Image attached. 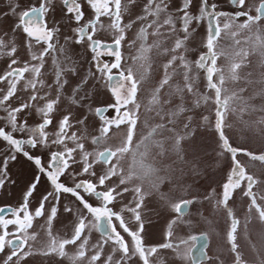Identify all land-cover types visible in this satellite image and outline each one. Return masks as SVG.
I'll use <instances>...</instances> for the list:
<instances>
[{
	"label": "snow or ice",
	"instance_id": "snow-or-ice-1",
	"mask_svg": "<svg viewBox=\"0 0 264 264\" xmlns=\"http://www.w3.org/2000/svg\"><path fill=\"white\" fill-rule=\"evenodd\" d=\"M86 2L93 11V18L80 25L84 18V13L79 0H62L66 14L71 15L76 24L80 25L74 30L75 43H83L85 40L88 42L89 50L94 53L93 61L96 65L97 73L100 74L101 78L106 77L109 82L108 87L115 100V103L109 107L115 109L116 116L107 118L105 116L106 108L98 107L95 110V115L99 118L100 124L98 128L99 134L93 137L92 143L97 146V149L103 145V150H98L95 153L85 151L84 144L80 142L82 137L78 136L76 132H72L71 135L68 134L70 117L66 115L59 122L55 138L51 141L53 145H63V151L51 153L47 169L42 165L40 158H34L24 151V144L31 147H36L38 144L45 147L48 146V133L45 129L51 125L50 115L59 103V96L48 100L46 95L41 96L38 91V88L44 87L41 75L46 62L45 58L54 52H59L64 56L65 66L63 67L59 57H53L52 59L55 66L54 76L57 91L62 89L67 83V80L63 79L65 72L75 73V69L67 65L68 57L65 49L62 46L57 48L53 43L54 34L59 30L51 29L47 26L45 17L50 11L51 0H39L38 5L20 11L18 22L14 25V31L23 32L28 39L27 47L29 49L32 48V41H35L36 44L43 43L45 47L38 53L32 52L30 61L25 62L22 66H16L18 60L15 58L11 59L8 64L9 70L0 75V83L6 82L7 85L6 89L2 90V94H0V109H4L7 113L6 123L8 126L7 129L0 127V140L6 142L12 151L22 152L28 159L34 160L39 171L47 176L53 186V191L42 198L39 206L34 211L29 207V197L32 196L36 183L30 185L23 202L18 207H0V253L10 249V253L7 254L3 264H13L14 260L15 264H19L20 261L34 254L32 245L29 242L37 239V233L30 230L33 228L34 221L44 216V204L49 197L55 196L58 201L61 193H68L74 196L88 215L81 212L71 237L61 238L54 235L51 230L53 220L57 215V207L53 206L46 220L48 244L46 248L40 250L42 255L56 253L62 257L67 256L66 247L75 245L76 251L69 257L72 264H77V261H84L86 258L88 264H97L101 260L104 245L111 241L113 255L107 256L103 264H129L133 257H138L141 264H153L151 257L160 249L179 248L180 245L167 242L168 238L172 237L171 229L172 225L176 224V219H173L168 226L169 231L167 232L165 243L146 246L141 235L143 224H140L139 230L133 231L125 223L124 217L109 207L118 196L128 192L129 188L124 187L122 191L118 192L117 187L113 186L107 187L104 191H97L98 187L105 188L106 182L113 177H119V185L129 184L133 180L140 181L131 189L135 196L139 198L135 203V207L126 206L123 209L131 212L136 221H140L141 216L138 210L143 206V197L145 195L143 184L148 183L153 190L159 191L158 184L167 179L168 175L173 171L171 167L165 168L162 164L158 167L154 162L156 156L167 155L169 149H166L165 145L169 140L171 141L170 150L179 156L181 163H186L185 158L180 153L182 141L187 138L188 133L187 131L182 133L177 128L186 108L183 104L165 108V105L171 104L172 101L162 99L160 95L161 90L165 86L171 89V81L174 76L178 75L182 77L183 85L176 86L175 94L180 95L182 98L185 93L191 94L196 98L195 107H200L201 101L206 105L211 103L214 111V125L208 115H204L202 120L218 136L220 154H230V174L222 185V193L217 200V206L226 210L227 217L230 220L229 228L226 232V241L230 252L234 254L233 264H257L255 260H246L240 250L241 245L238 244L237 238L241 224L235 213L229 208V200L237 189H241L242 195L249 200L244 217L245 224L253 218V214H255V218L261 224H264V190H259V196L257 192L253 191L254 186L264 184V182L258 181L253 175L249 174L245 165L237 159L239 155H243L248 157L251 162H259L264 165V152L257 154L244 148L234 147L230 143V138L226 135L225 128L230 127L226 123V117L229 113L241 116L244 113L251 114L256 111L264 113V106L257 108L252 103L257 96L264 99V73H261L260 77L255 80L252 79L253 73L251 72L244 77L240 75V70L249 66V57L251 55L257 56V63L264 68V0H260L259 5L255 7V15L251 14L252 9H246V0H231L235 7L243 9L231 15L225 12L216 13L215 5L209 11L208 0H201L199 16L191 15L188 12L191 0H185L181 9L183 15L180 17L182 31L185 36L183 38H175L171 45L161 39L165 36L162 31L165 27L170 29L171 32L175 31V20L171 15L167 14L165 0H146L143 14L138 18L143 23L136 33V38L129 45V47H136V53L130 57L132 65L127 68L122 67L124 57L120 49L126 40L127 30L131 29L133 25L124 24L123 15L129 6L135 3V0H86ZM17 8H19L18 4L11 7L14 16L17 15ZM102 17H107L110 21L107 25V30L112 34L111 43L95 38L98 31L105 30V25L101 22ZM149 17L154 19L149 20ZM205 17H209L206 41L203 45L206 48V52L200 54L194 62H190L184 54L170 55V58L163 66V78L150 93L147 103L143 105L146 112H155L159 120L165 122L150 124L145 120L143 123L144 130L141 131L138 141L133 145V138L136 135L140 119L139 110L142 107L141 103L137 101V94L141 83L149 78L148 72L151 67L149 54L153 49L165 55L179 52V50L185 48L189 26L193 22L200 23ZM220 17L225 18L223 22L220 21ZM241 17L244 18L242 22H240ZM150 35L156 37L152 43L148 42ZM221 38L230 39L231 45L222 47L219 44ZM4 47L7 46L0 39V48ZM98 50L107 51L111 54L114 57L113 62L101 61ZM16 52L17 48L13 43L8 55L14 57ZM221 57H224L226 61L222 67L217 65V60ZM177 61H179L181 71H177L174 67ZM133 66L138 67L134 70ZM114 69L118 70V77L116 78L112 75ZM169 69H172V71L169 72ZM194 69L201 70L205 74L206 88L210 94L205 95L196 90L193 76ZM26 74L29 78L25 82V90L30 89L32 94L26 102L21 103L17 107H10L8 102L16 96L17 86L21 80L25 79ZM241 81H243V85H257L261 92L245 97L244 93L248 91V88L242 86L240 84ZM84 82L86 83V81ZM77 91H79V87ZM38 99L45 101L43 107H37L38 113L43 118L42 122L35 127H29L26 121L18 123V114L31 107ZM80 123H83V121ZM257 123L264 124V117ZM121 124L127 125L126 136L120 146L113 149L105 144V137L113 126L119 128ZM188 128L189 124L184 123L183 129L187 130ZM16 132L27 133V139L16 138L14 135ZM165 133H170L171 135L165 137ZM67 141H72L75 146L68 147ZM154 148L157 149L155 155H153ZM77 151L81 153L82 173L96 177L98 183L91 180H81L74 187H68L59 182V177L68 169L70 166L69 161L74 159L73 153ZM129 153H131V163L125 172L121 161ZM90 157H94V159L90 160ZM10 158L15 159V156ZM113 160H115V163H112ZM95 164H103L107 167L102 170V174L97 175L92 170ZM4 165L3 171H6L7 158L4 161ZM161 172H165L166 175L161 177ZM38 181L39 178H37ZM3 183L4 180L0 178V186H3ZM80 190L89 196L98 198L101 201L100 206L90 204L81 195ZM160 198L178 218L185 215V209L192 202L187 198L180 197L177 199L164 193H160ZM65 210L72 211V209ZM5 213L11 218H6ZM89 216L91 219H89ZM113 218L119 221L120 228L131 238V246L114 227ZM10 228L12 230H9ZM86 229L89 231L95 229L106 235V239L92 245L93 254L91 256H88L89 236L85 235ZM205 239L206 237L203 235H191L187 240L180 242L184 245H193V248L189 251L194 262L200 259L196 255L200 248L195 247V245L201 244ZM26 248L27 250H25ZM259 264H264V256H262Z\"/></svg>",
	"mask_w": 264,
	"mask_h": 264
},
{
	"label": "rangeland",
	"instance_id": "rangeland-1",
	"mask_svg": "<svg viewBox=\"0 0 264 264\" xmlns=\"http://www.w3.org/2000/svg\"><path fill=\"white\" fill-rule=\"evenodd\" d=\"M82 5V11L84 18L80 22V25L85 24L87 21L93 18V11L87 4L86 0H79ZM185 0H165L167 4V14L171 15L175 20V31L171 32L170 29L165 27L162 31L165 36V42L171 45L175 38H183L185 33L182 31V23L180 17L183 15L181 11ZM39 0H0V39L4 41L7 47L0 48V75H3L8 71V64L11 59L18 60L16 66H22L25 62H29L32 52L41 51L45 45L43 43L36 44L32 41V48L29 49L28 39L22 31H14V25L18 22V14L22 10H26L31 6L38 5ZM260 3V0H246V9H252L251 14L255 15V7ZM18 4L19 8L16 9L17 15H13L11 7ZM146 4V0H135V3L130 5L128 10L123 15L124 24H132L133 27L126 32V40L123 42L121 52L124 60L122 61V67L127 68L132 65L130 57L136 53V47H129L130 43L136 38L141 24L143 23L138 18L143 14V7ZM209 11L212 10V6L215 5V12H225L233 14L238 9L235 7L231 0H208ZM50 11L46 14L47 26L51 29H58L59 31L54 34L53 43L59 47H63L67 54V65L75 69L73 72H65L63 79L67 80V83L62 89L57 91V85L55 84L54 76V64L52 62L53 57H59L62 67L64 64V56L59 52L50 53L45 58L46 62L44 69L42 70L41 79L44 82L43 88H38L41 96L46 95L48 100L54 99L59 96V103L56 105L54 111L50 115L52 120L45 131L48 133V146L37 145L31 147L27 144L23 145L24 151L28 152L32 157H38L41 159L42 165L47 169L50 155L54 151H63V145H53L51 141L55 138V133L58 130L59 122L64 116H69V129L68 134L76 132L78 136L82 137L80 140L84 144L85 151L95 153L98 150H103L104 146L101 145L99 149L92 143L93 137L97 136L99 128V118L95 115V110L98 107L106 108L105 116L107 118H113L116 116L114 108L109 106L115 103L113 96L109 90V82L106 77L101 78L100 74L96 71V65L93 61V55L89 50L88 42L85 40L83 43H75V29L80 25L76 24L71 15L66 14V9L63 6L62 0H51ZM201 7V0H191V5L188 8V12L191 15L199 16ZM154 19L149 17V20ZM225 18L220 17V21L223 22ZM241 17V21H243ZM101 22L105 25V30L98 31L96 39H100L106 43L112 42V34L107 30L109 19L102 17ZM209 17H205L200 23L193 22L189 26L188 39L185 41V48L179 50L177 53H170L165 55L158 50L153 49L149 54L151 67L148 72V79L140 85V90L137 94V101L141 103L142 107L139 110V122L136 129V135L133 138V145L138 141L140 133L143 129V123L147 120L150 124L160 121L155 112L148 113L145 110L147 99L150 98V93L154 87L158 86L159 81L164 75V64L170 58V55L184 54L190 62H194L198 59L199 55L206 52V48L203 46L206 41L207 25ZM151 31V30H150ZM156 37L149 36L148 42L152 43ZM15 45L17 52L15 56H9L8 52L12 45ZM219 44L222 47L231 45V40H225L221 38ZM138 47V45H137ZM99 59L103 62L111 63L114 57L107 51L98 50ZM258 57L251 55L249 57L250 64L247 68L240 70L242 77L247 76L249 72L253 73L252 79H258L261 73H264L262 68L257 63ZM226 63L224 57L217 60L218 66H224ZM134 70L136 67L133 66ZM174 67L177 71H181L179 68V61L176 62ZM172 69H169L171 72ZM112 75L114 78L118 77V70H113ZM196 90L205 95L210 94L206 88L205 74L198 69H194L193 72ZM26 74L25 79L21 80L18 84V91L9 102L10 107H17L21 103L26 102L30 95L31 90H25V82L28 79ZM86 81V83L84 82ZM171 89L165 86L161 90V98L171 100V104H166L165 108H172L183 104L186 111L182 114L183 118L177 125L178 130L182 133L187 131L188 135L181 144V153L186 163H181L179 156L173 153L171 148V141L165 145L166 149H169L166 156H156L155 163L159 167L161 164L167 168H172V173L168 175L167 179L158 184L159 191L153 190L148 183L143 184L144 197L143 206L138 210L140 212L141 220L136 221L133 214L129 211H124L125 207H135V203L139 199L135 196L132 187L140 181L133 180L129 184L119 185V177H113L106 182L105 188H97V191H104L107 187H117V191H122L124 187H128L129 191L122 196H118L117 199L109 205L113 211L120 213L125 220L128 227L133 230H139L140 224H143V231L141 233L146 246H155L166 242L167 232L169 231V224L173 219H176V224L172 225V237L168 238L167 242H171L174 245H180L178 249H160L153 257H151L153 264H194L191 260L190 249L192 244H181L182 240H187L191 235H205L208 240L206 246V257L204 261L198 264H233V257L229 250V245L226 241V232L229 228L230 220L227 217L226 210L223 207L217 206V200L222 193V185L226 181L227 176L230 174L231 160L230 154H220L218 146V136L213 129L205 125L202 117L208 115L214 125V111L211 103L204 104L201 101L200 107H195V97L191 94L185 93L183 98L180 95L175 94L176 86H182L183 81L181 76H174L171 81ZM242 86L248 88V91L244 93L245 97L256 92H261V89L253 85H243V81L240 82ZM231 86V85H229ZM5 83H0V94L2 90L6 89ZM79 87V91L77 88ZM87 97V98H85ZM252 103L257 107L264 106V99L257 96ZM44 100L38 99L31 107L25 109L18 114V123L27 122L29 127H35L42 122V116L38 113L37 107H43ZM131 107V106H129ZM123 111V109H122ZM6 111L0 109V127L8 128L6 123ZM264 117V113L256 111L248 114L244 113L236 115L229 113L226 117V123L230 127L225 128L226 135L230 138V143L234 147L244 148L254 153L260 154L264 152V124L257 123ZM83 121V123H80ZM190 121V122H189ZM188 123L189 128L183 129V124ZM171 127V125H169ZM127 132V125L121 124L119 128L113 126L107 136L105 137V144L113 149L120 146L122 140L125 138ZM16 138L27 139V133H14ZM170 133H165V137L170 136ZM68 147H74L75 144L72 141H67ZM157 149H153V155H155ZM11 156H15V159H11ZM73 160L69 161L70 166L59 177V182L68 187H74L76 183L81 180H91L98 183L96 177L86 175L82 173L81 153L79 151L73 153ZM7 158L6 171L4 161ZM94 157H90V160ZM243 165H245L249 174L253 175L258 181L264 182V165L259 162H251L248 157L239 155L237 157ZM115 163V160L112 161ZM131 163V153L121 161V165L125 172ZM107 166L103 164H95L92 169L97 175L102 174V170ZM161 177H164L165 172L160 173ZM0 178L4 180L3 186H0V207L10 206L18 207L22 202L25 194L27 193L30 185L36 183V188L29 197V207L31 210H35L42 198L49 192L53 191V186L48 180L47 176L39 171L38 166L34 163V160L28 159L22 152L12 151L6 142L0 140ZM37 178L39 181L37 182ZM259 190H264V184H257L254 186L253 191L257 192L259 196ZM81 195L92 204L93 206H100L101 201L95 196H89L80 190ZM160 193H164L175 198H187L192 201L185 212V215L177 217L172 212L169 206L161 200ZM249 204L248 198L242 195V190L237 189L232 198L229 200V208L235 213L236 217L240 220V228L238 229L237 242L241 245V251L244 258L248 261L255 260L259 264L262 256H264V224H261L253 214V218L245 224V213L247 211V205ZM56 206L57 215L53 220L51 230L52 233L61 238H70L74 226L78 221V216L81 212L88 215L86 210L83 209L79 201L68 193H61L59 200L57 201L55 196L49 197L44 204L45 214L44 216L34 221L31 232L37 233V239L30 241L34 254L28 256L26 259L19 262V264H72L69 259L76 251L75 245H68L65 252L67 256H60L56 253L50 255L40 254V250L46 248L48 244L47 237V216L50 213V209ZM65 209H72V211H66ZM6 218H11L8 214H5ZM89 219L91 217L89 216ZM113 225L117 231L125 237V240L131 246V238L124 233L119 226V221L113 218ZM9 230H12L11 228ZM85 235L89 236V251L88 256L93 254L92 245L101 242L106 239V235L101 232L91 229H86ZM250 237V239H249ZM112 243L109 241L103 247L101 260L97 264H103L106 257L113 255ZM27 250V248L25 249ZM10 253V249H6L4 253H0V264L6 259L7 254ZM15 264V260L13 262ZM77 264H88L87 258L84 261H77ZM129 264H141L138 257H133V260Z\"/></svg>",
	"mask_w": 264,
	"mask_h": 264
},
{
	"label": "water",
	"instance_id": "water-1",
	"mask_svg": "<svg viewBox=\"0 0 264 264\" xmlns=\"http://www.w3.org/2000/svg\"><path fill=\"white\" fill-rule=\"evenodd\" d=\"M188 209V208H187ZM187 209H185V212H187ZM6 214V213H5ZM207 243H208V240L207 239H205L204 241H202L201 242V244H202V246H201V244H197V245H195V247H198V248H200V251L199 252H197V256H199L200 257V259L199 260H196L195 262H194V260H193V257H192V255L190 254V256H191V260H192V262L194 263V264H198V263H200L201 261H204L205 260V257H206V246H207ZM193 248V247H192ZM191 248V249H192Z\"/></svg>",
	"mask_w": 264,
	"mask_h": 264
}]
</instances>
